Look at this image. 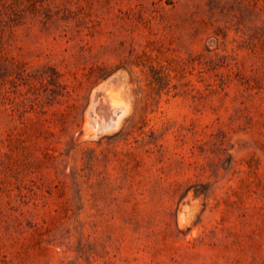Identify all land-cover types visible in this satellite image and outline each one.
Masks as SVG:
<instances>
[{
    "label": "rangeland",
    "instance_id": "374dc122",
    "mask_svg": "<svg viewBox=\"0 0 264 264\" xmlns=\"http://www.w3.org/2000/svg\"><path fill=\"white\" fill-rule=\"evenodd\" d=\"M0 264H264V0H0Z\"/></svg>",
    "mask_w": 264,
    "mask_h": 264
},
{
    "label": "bare ground",
    "instance_id": "6f19581e",
    "mask_svg": "<svg viewBox=\"0 0 264 264\" xmlns=\"http://www.w3.org/2000/svg\"><path fill=\"white\" fill-rule=\"evenodd\" d=\"M94 93H95V92H94ZM96 94H97V93H96ZM109 98H111V97H110V96L107 97V100H108ZM97 99H99V97H98ZM111 99H112V98H111ZM100 100H101V99H100ZM100 100H99V101L97 100V101L100 102ZM104 100L106 101V99H104ZM104 100H103V101H104ZM113 100H114V98H113ZM97 101H95V103H96ZM114 101H116V100H114ZM98 102H97V103H98ZM101 102H102V101H101ZM101 102H100V104H101ZM108 102H110V100H108ZM122 102H124V101H122ZM122 102L120 101V103H122ZM97 103H96V105H97ZM103 103H105V102H103ZM103 103H102L101 105L99 104L100 107L103 106ZM110 103H111V102H110ZM120 103H119V105H120ZM113 104H114V103H113ZM105 105H106V104H105ZM105 105H104V106H105ZM109 105H110V104H109ZM109 105H108L107 107H109ZM125 105H126V107H127V104H125ZM94 106H95V105H94ZM111 106H112V107H111ZM114 106H116V109H117V106H118V105H114ZM114 106H113V105H110L111 109H113V108L115 109ZM108 109L110 110V108H108ZM108 109H107V112H109ZM126 109H127V108H126ZM92 110H93V108H92ZM117 110H119V109H117ZM122 110H123V109H122ZM122 110H121V111H122ZM112 113H115V112H112ZM119 113H120V112H119ZM119 113H116V114L113 115V116H116V115H118ZM124 113H125V112H124ZM105 114H106V112H105ZM105 114H104V115H105ZM109 114H111V113H109ZM106 116H107V115H106ZM110 116H111V115H110ZM110 116H109V117H110ZM121 117H123V116H120V118H121ZM105 118H106V117H105ZM105 118H104V119H105ZM120 118H119V116H118V119H117V120H119ZM109 119H110V118H109ZM121 119H122V118H121ZM102 121H103V120H102ZM102 123H103V122H102ZM119 123H120V122H118L117 124H114V125H117V126H118ZM87 124H88V123H87ZM103 125H104V124H103ZM87 126H88V125H87ZM109 126H110V125H109ZM117 126H116V127H117ZM88 127H89V126H88ZM88 127H87V128H88ZM104 127H105V126H104ZM106 127H107V126H106ZM116 127H115V128H116ZM99 128L101 129V126H100ZM102 128H103V127H102ZM110 128H111V127H110ZM91 130H92V129H91ZM93 130H94V129H93ZM101 130H102V129H101ZM109 130H110V129H109ZM89 131H90V129H89ZM99 131H100V130H98V132H99ZM96 132H97V131H96ZM96 132H95V134H96Z\"/></svg>",
    "mask_w": 264,
    "mask_h": 264
}]
</instances>
